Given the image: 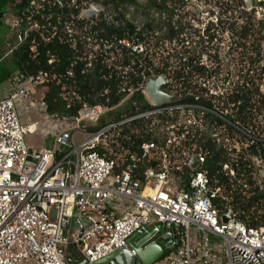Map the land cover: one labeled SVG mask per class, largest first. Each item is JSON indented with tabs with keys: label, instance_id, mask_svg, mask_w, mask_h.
<instances>
[{
	"label": "built area",
	"instance_id": "1",
	"mask_svg": "<svg viewBox=\"0 0 264 264\" xmlns=\"http://www.w3.org/2000/svg\"><path fill=\"white\" fill-rule=\"evenodd\" d=\"M92 7L100 9L95 23L83 17ZM109 8L95 0H33L20 17L3 19L15 41L8 54H35L38 35L46 43L57 40L69 45L71 63L59 72L52 53L47 54L45 65L31 56L27 65L32 69L21 63L10 77L7 94L0 96V264H68L70 245L92 264L126 248L128 239L142 228L158 226L163 227L164 234L172 235L177 246L154 264H264V226L242 224L231 212L220 215L214 205L220 188L212 187L204 168L209 152L195 142L207 136L232 153L236 148L227 127L251 138L249 132L228 119L234 116L227 99L231 89L214 94L205 85L215 83V59L207 56L208 51L198 56L208 75L200 76L204 78L202 87L194 84L195 77L191 87H183L165 74L152 75L151 69H145V61L157 66L152 59L153 41L139 44L127 34L108 39L105 29L96 27L101 19L108 25H120L113 16L124 9L112 8L107 18L105 10ZM74 9L80 14L74 15ZM45 10L47 14H42ZM244 10L254 12L257 22L264 24V0ZM215 14L211 27L219 28ZM201 35L202 41L211 40L206 31ZM126 58L130 64L124 66ZM79 64L81 74H91L97 66L101 72L111 70L110 78L119 81L123 94L116 106L83 102L74 116L51 111L59 98L67 108L80 101L70 83ZM159 77L169 84L164 93L173 99L160 106L147 93L149 83ZM139 78L141 82L134 86V79ZM193 91L198 93L196 101L202 97L212 107L179 101L177 95L192 96ZM137 93L150 109L113 121V113L125 114ZM220 98L222 106L227 104L224 111L219 110ZM23 112L39 114L42 119L25 125ZM217 119L224 125L213 122ZM135 122H146L151 140L142 143L139 153L106 159L98 149L108 150L118 144L119 139L126 138L125 129ZM36 133L51 137L52 148L43 145L31 149L26 136ZM147 159L158 163L155 169L145 171L142 180L136 172ZM193 160L199 167L192 166ZM255 162L262 178L264 161L256 158ZM223 170L234 176L228 165ZM74 216L83 223L77 235L70 233ZM223 216L233 219L224 223Z\"/></svg>",
	"mask_w": 264,
	"mask_h": 264
},
{
	"label": "trees",
	"instance_id": "2",
	"mask_svg": "<svg viewBox=\"0 0 264 264\" xmlns=\"http://www.w3.org/2000/svg\"><path fill=\"white\" fill-rule=\"evenodd\" d=\"M33 0H0V27L5 26L3 19L5 17L17 18L21 13L30 6ZM100 2L103 7H112L115 10L120 8L125 9L128 6L136 7L137 9L157 10L168 12L169 2L171 0H145L143 5H138L137 0H95ZM67 3V2H66ZM59 12L61 10L57 5ZM217 20L222 32L230 33V53L229 58L236 64L237 76L239 80L233 92L227 98L229 103L233 105V117L228 116V119L238 128L249 132L251 138H247L238 130L227 127L233 138L243 143L241 150L232 153L226 152L220 146L209 139L207 136L195 140L196 145L202 147L209 152V160L204 168L209 172V177L212 181L213 188H220V193L214 200V205L218 209L220 215H225L231 212L236 221L250 227L264 226V176L259 177V168L256 166L255 159L261 158L264 161V24L257 22L254 12H247L243 0H217ZM48 8V7H47ZM45 10L42 14H47ZM74 15H79L80 10L74 9ZM113 21H119L117 27L112 23L106 24L102 19L98 21L96 27L105 29L104 35L108 39L113 36L123 38L124 34L133 37L139 44H146L150 41V36L155 33L152 23L146 20L142 27L134 22L126 19L124 12L117 13L113 16ZM212 24H210L211 27ZM167 32L166 38H155L157 40L167 39L174 41L178 36V29L173 27ZM210 29L206 31L209 35ZM37 50L35 54L24 52L22 55H17V66L21 63L28 70L31 66L27 65L29 57L35 56V61L41 65H45L48 61L47 54L50 52L55 55V69L59 72H64L69 68L71 59V49L67 44H60L57 40H52L49 43L43 42L38 35L35 36ZM213 36H211V40ZM147 41V42H146ZM151 46V45H150ZM180 46V45H178ZM165 45H154V53L160 51L169 54ZM204 48V47H203ZM206 48V47H205ZM183 49V48H182ZM174 50V49H172ZM184 50V49H183ZM127 52L126 49L123 50ZM184 55H178L177 65L169 63L170 58L165 57L166 64L162 63L156 67L150 60L145 61V69H151L152 75L165 74L173 83L181 86H192L193 78L196 76H208L205 67L198 62L199 57L192 56L191 52L185 50ZM169 57H171L169 55ZM130 58L123 61V65L130 64ZM163 62V63H164ZM82 65H77L75 68V76L70 79L73 83L75 92L80 98V101H75L70 108L66 107L65 102L59 98L57 105L51 106V111H57L65 116L77 115L82 103L90 105L101 104L106 107L116 106L123 94L118 89L119 81H115L111 77L110 69H103L97 66L91 74H81ZM137 68V67H135ZM134 68V69H135ZM12 71L3 74L2 79L8 78ZM150 77V73H147ZM141 82V78L134 79L133 85L137 86ZM53 93H50L51 96ZM182 97L179 101L192 102L207 107H212L210 102H206L202 97L198 101L195 98L197 92L192 93V96ZM53 99H50V103ZM219 110L224 111L227 104L222 106L223 100H217ZM150 109V106L145 103L143 96L140 93L134 95L129 102L125 114L115 112L113 121H117L124 116H132L140 112ZM218 126H223L220 120H214ZM105 124V119L102 125ZM148 127L146 122H135L132 126L125 129L126 138L119 139L118 144H113L110 149L99 148L98 151L106 159H118L120 156H129L139 153L142 143L150 141L151 137L147 134ZM230 157V158H229ZM158 161L155 159H147L136 172V175L142 180L145 179L144 173L147 169H155ZM224 165H228L229 169L234 172V176L230 175L229 171H224Z\"/></svg>",
	"mask_w": 264,
	"mask_h": 264
},
{
	"label": "rangeland",
	"instance_id": "3",
	"mask_svg": "<svg viewBox=\"0 0 264 264\" xmlns=\"http://www.w3.org/2000/svg\"><path fill=\"white\" fill-rule=\"evenodd\" d=\"M138 5H143L145 0H137ZM169 11H157V10H146L137 9L133 6H128L122 12L126 14V19L131 22H136L142 27L146 20H149L155 33L150 36V41H153L154 45H165L169 54L163 51L154 53L152 56L153 61L162 66L166 64L165 57L170 59L169 63L177 65L178 55H184L183 52L188 50L191 55L198 57L203 52L208 51L207 56H212L214 60V68H217L216 76L214 78L215 83H206V87L212 88L211 91L216 94L223 89L230 88L233 92L236 87L237 81L239 80L237 76V70L234 61L229 58L231 43L229 32H222L219 28L215 26L210 27L211 21L215 20V12L218 11L217 0H171L169 2ZM112 12V8L105 10V17H109ZM173 27L175 30L178 29L177 39L170 41L167 39L157 40L155 38H166L167 32ZM211 29L209 35L213 36L212 40L202 41V33ZM216 39V41H214ZM14 36L13 33L6 27L0 28V79L5 72L17 71L20 66H17V57L15 54H8L9 50L14 46ZM180 45V46H178ZM204 47V48H203ZM206 47V48H205ZM184 50H183V49ZM174 49V50H172ZM8 54V55H7ZM169 55L171 57H169ZM164 62V63H163ZM209 64V63H208ZM203 79L200 76L195 77V82L201 86ZM202 87V86H201ZM0 95H2V89H0ZM39 96L40 93H37ZM42 119L41 115L34 114L30 115L27 112H23L21 120L24 123L30 124L35 121H40ZM27 145L31 149H36L41 145H45L48 149L52 148V139L45 138L40 133L28 134L26 136ZM231 142V141H230ZM232 146L236 148L235 151L241 150L243 143L238 142L236 138L232 140ZM238 149V150H237Z\"/></svg>",
	"mask_w": 264,
	"mask_h": 264
},
{
	"label": "water",
	"instance_id": "4",
	"mask_svg": "<svg viewBox=\"0 0 264 264\" xmlns=\"http://www.w3.org/2000/svg\"><path fill=\"white\" fill-rule=\"evenodd\" d=\"M247 7H257L259 0H243ZM64 13H67V8L64 4H60ZM100 14L98 7H92V9L84 12L83 17L92 22H96V16ZM169 84L163 77L152 80L147 86L148 95L158 102V105L168 104L173 101L171 97L164 93V89ZM194 168L199 167L197 160L192 161ZM233 219V216H223L224 223ZM177 246V242H173L172 235L170 233L164 234V229L161 226L155 228L144 227L140 231L136 232L127 241V247L117 250L107 257L94 262L92 264H154L165 254H168L174 250ZM70 255L66 257L68 264H89L76 248L70 245L68 248ZM135 252V255L132 254Z\"/></svg>",
	"mask_w": 264,
	"mask_h": 264
},
{
	"label": "crops",
	"instance_id": "5",
	"mask_svg": "<svg viewBox=\"0 0 264 264\" xmlns=\"http://www.w3.org/2000/svg\"><path fill=\"white\" fill-rule=\"evenodd\" d=\"M1 28V27H0ZM1 61V60H0ZM16 71H12V73L8 76V78L6 79H0V89H2V95L0 96H5L7 94V91L10 88V77L11 75H13V73H15ZM6 73V72H5ZM3 73V74H5ZM3 76V75H2ZM1 91V90H0ZM37 122V121H35ZM24 123V122H23ZM25 125H28L27 123H24ZM51 138V137H50ZM49 138V139H50ZM44 145V144H43ZM41 145V146H43ZM71 226H70V233L72 235H77L80 234L82 229H83V223L81 221L78 220V218L76 216H74L71 219ZM70 255L69 251L67 250V256L68 257Z\"/></svg>",
	"mask_w": 264,
	"mask_h": 264
},
{
	"label": "bare ground",
	"instance_id": "6",
	"mask_svg": "<svg viewBox=\"0 0 264 264\" xmlns=\"http://www.w3.org/2000/svg\"><path fill=\"white\" fill-rule=\"evenodd\" d=\"M157 79H159V78H157ZM152 101H153L156 105H158V102H156L154 99H152Z\"/></svg>",
	"mask_w": 264,
	"mask_h": 264
}]
</instances>
